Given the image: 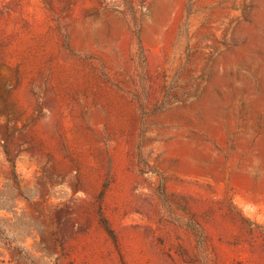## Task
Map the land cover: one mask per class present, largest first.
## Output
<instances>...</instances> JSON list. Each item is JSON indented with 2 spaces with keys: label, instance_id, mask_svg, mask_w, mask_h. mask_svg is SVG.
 I'll return each instance as SVG.
<instances>
[{
  "label": "rangeland",
  "instance_id": "374dc122",
  "mask_svg": "<svg viewBox=\"0 0 264 264\" xmlns=\"http://www.w3.org/2000/svg\"><path fill=\"white\" fill-rule=\"evenodd\" d=\"M0 264H264V0H0Z\"/></svg>",
  "mask_w": 264,
  "mask_h": 264
},
{
  "label": "trees",
  "instance_id": "16d2710c",
  "mask_svg": "<svg viewBox=\"0 0 264 264\" xmlns=\"http://www.w3.org/2000/svg\"><path fill=\"white\" fill-rule=\"evenodd\" d=\"M129 0H126V2H128ZM100 223H101V226L104 228V230L108 233V235H110L111 237H113V233H112V230L109 228L106 220L100 216Z\"/></svg>",
  "mask_w": 264,
  "mask_h": 264
}]
</instances>
